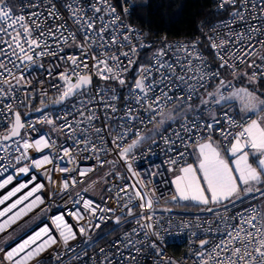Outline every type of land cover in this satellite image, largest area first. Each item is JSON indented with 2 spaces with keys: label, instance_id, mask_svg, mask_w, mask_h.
<instances>
[{
  "label": "snow or ice",
  "instance_id": "obj_1",
  "mask_svg": "<svg viewBox=\"0 0 264 264\" xmlns=\"http://www.w3.org/2000/svg\"><path fill=\"white\" fill-rule=\"evenodd\" d=\"M47 3L51 5L47 9V18L61 19L53 0H47ZM26 6L38 8L40 3H32L28 0ZM227 6L233 9L229 13V18L213 25L218 30L226 29L224 36L227 38L219 36V31L215 34L219 43L213 39V36H208L210 47L220 61L215 70L198 49V41L165 45L152 53L150 63L141 64L136 69L135 82L128 85L124 73L130 71L136 64V60L132 57L138 53V47L132 42L131 35L135 30L120 24L116 7L112 6L109 0H89L87 4L83 3V0H68L64 7L69 12L72 23L76 25L75 32L70 31L63 24L56 25L47 32L41 31L42 12L32 11L25 15V5L22 4L20 13L17 14L7 0H0V100L15 101L12 96L14 86H20L22 82L30 83L24 76L25 66L35 63L38 57L57 56L58 52L62 51V46L69 42L81 50L84 59L76 55L66 57L73 67L71 71L65 69L64 72L58 73L62 85L58 88L59 95L52 101L54 104H62L75 96H82L84 90L91 85L92 77L86 71L89 69L87 62L89 54L94 62L91 67L95 69L96 75L102 80H114L121 87L128 88L123 115L115 117L120 123L108 125L110 134L114 133L111 135V145L118 149L117 154L126 165L127 171L138 178L135 184L131 186L125 184L116 192L118 203L125 201L127 197L120 211L126 210L128 217H131L137 225L130 233L125 232L122 240L114 242L118 249L132 248L139 253L141 248L137 245L145 243L133 239V236L140 235L139 228L143 230L146 240L150 236L156 237L149 246L156 250L157 256L164 260V264H177L161 254L158 242L162 240V219L153 222L154 216L146 214V210L154 208L155 192L149 188V182L141 177V173L134 170L132 161L137 158L134 150L148 139H152L154 146H159L156 139L159 137L163 142L164 151L175 154L169 156L166 161L170 165L169 171H174V166L185 154L179 150V147L186 148L191 136L198 135L200 130H204L208 133L207 138L200 137L193 145L198 158L197 167L194 168L191 164L181 167L180 174L172 180L175 186V194L171 196L173 201L193 202L203 206L202 211L213 213L212 219L204 221L207 224V227L203 228L205 238L200 239L198 231L191 233L199 240L194 253V264H264V208L250 204L252 199L258 198L253 195L254 193L264 197V99L248 87L237 88L231 80L220 78V69H232L233 80L247 77L249 83H256L261 76H264V39H258L259 36L264 35V0H220L219 10H226ZM131 7L134 8L136 5L133 4ZM124 14H129L127 7L124 9ZM237 24L242 25L239 31L234 27ZM34 31H39V36L34 38ZM78 33L83 36L82 42L77 41ZM45 36L55 42V51L44 39ZM137 37L139 38L138 33ZM144 47L150 45L144 44L141 40L139 48ZM97 49L100 50L98 55ZM121 57L127 59V66H123ZM60 59L63 60L65 57ZM246 60H250L248 68L253 69L251 74L237 72L236 62ZM216 79L218 83L215 90L207 91L210 81ZM201 89H204V94H200ZM222 89H230V91L225 94ZM197 98L200 103L194 106L192 101ZM117 99L115 89L111 90L110 96L108 90L98 89L96 96L80 100L79 105L73 103L70 110H66L56 119L45 116L39 122L46 123L52 126L54 131L58 130L61 133L67 129V136L72 140L75 149L61 147L57 157L50 158L44 155L41 159H31L29 150L35 149L40 152L50 147L55 148V141L43 136L34 142L23 139L21 130L26 124L22 122L21 114L18 111L13 112L14 103L4 104V109L12 114V118L8 121L10 127L7 132L0 135V177H2L0 190L12 184L16 176L29 174L32 167L39 169L44 165L53 164L54 159L66 160L67 163L74 164L77 153L94 154L101 167L105 163L114 166L113 161L100 160V154L108 153L109 147L101 135L104 129L96 128L93 123L100 117L88 105L98 102L105 110L111 109L112 113H116V106L108 101ZM232 101H239L240 113L243 114L240 122L230 114L231 110H226L222 114L224 123L230 126L228 128L217 127L221 124V120L214 112L211 113V122L202 119L204 110L211 111L205 106L211 103L223 107ZM85 112L88 114L85 115ZM249 113L254 114L256 118L253 119L248 115ZM3 114L0 112V115ZM70 116L73 119L70 120ZM77 116L79 118H76ZM57 119L62 120L63 123L57 125ZM104 119L108 122L113 117L108 116L106 111ZM147 124H153V128L145 134ZM171 125L176 126L171 127ZM166 127L168 134L163 135ZM213 132H219L224 141L230 144V147L226 148V153L231 157V162L225 158L220 146L213 142L211 135ZM17 137L20 139H16ZM129 138H131L130 143L127 142ZM13 152L17 155L13 156ZM148 152L151 153V147ZM250 158L254 163L250 162ZM5 160L8 163H5ZM29 160L31 164L25 163ZM54 167L62 174L74 172L80 177L95 170L94 167L69 168L61 167L59 164H55ZM9 168H13L14 174H7ZM50 171L45 169V175L51 181ZM157 174L155 171L147 173L151 176ZM115 179L123 180L124 177L120 173H115ZM35 181L36 177L32 176L31 180L20 182L0 196V205L4 206L0 207V234L7 232L9 228L44 204L43 197L38 194L44 189V185ZM77 182L75 176L70 181L62 180L58 184L59 193H67L70 188L76 186ZM30 184L33 185L31 188H29ZM24 189L28 191L24 192ZM19 193L22 194L17 195ZM13 197L16 198L13 200ZM8 201L11 203H7ZM136 201L139 202L138 205ZM74 202L82 206L83 212L94 218L98 212L117 211V209L94 205V202L88 199L80 198ZM237 203L249 204V206L242 211L228 214L227 205L231 204L235 207ZM137 206L141 209L139 216L134 213V208ZM221 206L225 208L223 214L215 211ZM71 214L77 222L87 219L79 207ZM98 219L104 221L106 218L101 215ZM197 220L199 221V217ZM120 222L121 217H115V223ZM52 224L55 225L59 238L50 233L48 226L41 227L8 250L0 247L2 254L0 264H30L48 248L57 244L68 248L70 242L77 239V233L64 221L62 215L53 217ZM93 226L99 228L100 224L92 225L90 221L87 225L81 224L79 235L87 236L89 227ZM182 227L189 229L192 225L183 223ZM195 228L200 229L201 224L196 223ZM209 234L212 235V240L207 238ZM83 242L88 246L94 244L91 240ZM209 245L211 247H208ZM100 252L103 253L104 249L101 248ZM117 255L124 260L136 259L133 255L124 256L119 250ZM55 259H60L59 253L56 254ZM105 260L108 261L109 258L105 257Z\"/></svg>",
  "mask_w": 264,
  "mask_h": 264
},
{
  "label": "built area",
  "instance_id": "obj_2",
  "mask_svg": "<svg viewBox=\"0 0 264 264\" xmlns=\"http://www.w3.org/2000/svg\"><path fill=\"white\" fill-rule=\"evenodd\" d=\"M216 7L218 8L220 0H213ZM28 0H7V3L13 8V10L19 14L21 10V5H25L24 14L27 15L29 12L37 11L42 12L43 17L40 22L42 24L41 31L47 32L50 28H55L56 25H66V27L72 31H76V25L72 23V20L69 18V12L66 10L64 5L68 2V0H53L56 4V10L59 13L61 19H48V11L47 9L51 6L47 3V0H31L32 3H40V7L38 8H29L27 7ZM89 0H83V3L87 4ZM112 6L116 7L117 14L120 16V24L122 26H130L135 30L132 33V42L137 45L138 53L136 56L132 57L136 60V64L133 65L132 69L126 73L124 76L126 78L127 84L132 85L135 82L136 69L139 68L141 64L147 65L150 63V57L152 53H154L157 49L164 47L165 45H177L181 43H190L192 41H200L199 36H181V37H168L165 35L160 36H151L147 34L141 27L135 25L131 19L132 5L131 0H109ZM127 7L129 9V14H124V9ZM219 9V8H218ZM231 6H227L226 10H220L222 12V16L213 20L205 31L204 35L208 38V36H213V39H216L217 43L219 40L216 37V33L219 31V36H224V33L227 31L226 29L218 30L213 27L214 24H219L221 21H225L229 18V13L232 11ZM91 15V13H89ZM99 27V25H97ZM237 31L240 30L242 25L234 26ZM137 33L139 34V38L137 37ZM39 36V31L33 32V37ZM47 40L49 45L52 46V50L55 51V42L50 38L45 36L44 38ZM258 39H264V35L258 37ZM150 45V47L139 48V43L141 42ZM77 41L82 42L83 36L79 33L77 34ZM210 45V42H209ZM198 49L204 54L206 60L209 65L213 66V70L218 67L220 61L216 58L214 51L211 49V56L213 60L208 57V55L202 49L200 43L197 45ZM211 48V47H210ZM115 50V49H113ZM128 50V49H124ZM39 51V49L37 50ZM99 49L96 50V54H99ZM68 55H76L81 59L84 57L81 56V50L73 45L71 42L69 44L62 46V51L58 52L57 56H43L38 57L35 60V63L28 64L24 68V76L27 81L30 83L25 84L21 83L20 86H14L12 96H14L15 101L10 99L0 100V112H3V115H0V135L5 134L10 127L8 121L11 120L12 114L7 113L4 109V104L14 103L13 112H19L22 117V122L26 124V127L21 130L23 139H27L30 142H34L37 139H40L42 136L55 141V148H47L43 149L40 152H37L35 149L29 150V156L31 159H41L44 155H48L50 158L57 157L59 153V149L61 147H69L75 149L73 142L67 136V129H65L64 133L59 132L58 130L53 131L52 126L42 123L45 116L56 119V117L64 114L66 110H70L72 108L73 103H77L79 105V101L82 99H87L89 97L96 96V92L98 89L108 90L109 96L111 95V90L115 89L116 95L118 97L117 100L112 101L109 100V103H112L116 106L117 112L112 113L111 109L105 110L103 105L95 102L88 105L89 108H92L96 111V114L100 117L98 120L94 121V126L96 128H102L104 131L101 135L105 138V141L108 144L109 152L101 153L100 160L102 161H113V164L105 163L102 167L99 162L96 160V157L92 153H77L76 162L74 164L67 163L66 160L61 161L58 159H54L53 164H47L42 166L39 169L34 167L30 168V172L27 175L20 174L16 176L15 180L12 184L8 185L5 189L0 190V196H3L7 191L11 188L17 186L20 182H26L31 180L32 176L36 177L35 183H40L44 185V189L38 193L42 195L44 199V204L39 208L47 207V215L41 219V221L36 224L33 228H31L28 232L21 235L15 241L9 243L7 246L3 248L5 250L13 247L16 242H19L26 236L30 235L33 230H37L41 227L48 226L50 228V233L59 238V233L54 224H52L53 217L57 215H62L64 217V221L73 228V231L77 233V239L70 242L68 248H65L62 244H57L48 248L45 252H43L39 257L30 262V264H164V260L161 259L160 256H157L156 250L152 249L149 244L152 240H155L156 237L150 236L145 238L143 235V230L138 228L140 231L139 236H133V239H138L145 241L142 245H137V247L141 248L139 253H136L132 248H123L118 247L114 244L115 241L122 240V237L125 232H131L132 228L137 227L135 221L128 217L127 211H120L122 204L126 201L127 197H125V201L117 202L116 192L119 187L126 185H133L137 182V177L132 176L131 173L127 171V167L123 161L120 160L116 149L111 145V135L109 131V124H119L120 121L116 120L115 117L123 115V109L125 106V100L128 93L127 87H121L114 80H102L98 75L95 74V69L91 67L94 63L91 59V54L87 57V62L89 64V69H87V73L91 75L92 82L91 85L84 90L82 96L78 95L65 101L58 107H48L38 113H31L27 117H24L26 112H29L39 106H42L46 103H51L56 97L59 95L58 88L62 85V81L58 79V73H62L65 69L69 71L72 70V65L69 61H67L66 57ZM60 57H65V59H60ZM251 59H256V57H251ZM121 61L123 66H127V59L121 57ZM250 60H246L245 62L237 61L235 64V70L244 69L249 74L253 71V69L248 68V63ZM260 63V61H257ZM222 70L232 75V69H220V78L225 79ZM49 71H51V75H49ZM19 75V73H17ZM259 81H264V76H261ZM73 82H75V77H73ZM218 83V79L210 81V86L207 88V91L212 92L215 90V86ZM234 85L235 82H232ZM230 89H222V91L227 94V91ZM204 93V89L200 90V94ZM98 99V98H97ZM199 99V98H197ZM197 99L193 100L196 101ZM23 101V103H20ZM43 101V104H42ZM206 109H210L211 111H203L202 119L208 122H211V113H216L217 117L220 118L221 124L217 125V127H230L225 124L223 121V112L225 109H217L215 105L209 104L205 106ZM203 110V109H202ZM107 111V115L113 117L112 120L106 122L104 119L105 112ZM88 113L85 112V115ZM230 114L238 121H241V116H238L232 112ZM253 119L256 118L254 114L249 113ZM76 118H79L78 116ZM69 119H73L72 116ZM63 121L57 119L56 124L60 125ZM31 125L32 127H29ZM153 124H147L145 132L148 131ZM176 125H171V127H175ZM137 127H142L137 125ZM34 129V130H33ZM233 131H237L238 129H232ZM168 134V128H165L163 135ZM212 139H217L222 146L225 148L229 147V144L224 141L223 137L219 135V132H213ZM208 133L204 130H200L198 135H192L189 145L185 148L183 146L179 147L181 152H184L183 158L179 159L175 166H183L187 162L190 161L192 156L193 145L197 142L198 138L203 137L207 138ZM16 139H20L17 137ZM95 139V137H94ZM159 142V146H154L152 143V139H148L144 145L136 148L134 150V154L136 155V159L132 161V165L134 170L139 171L141 173V177L149 182V188L155 192V196L153 199L156 201L154 204V208L152 210H146L147 215L154 216V221L157 219H162V228H161V237L162 240L158 242L159 248L161 250V254L164 258L170 259L172 261L177 262V264H194L195 256L194 253L198 247L199 240L192 236V231L199 232V238H205V234L203 232V228L207 227V224L204 223L205 219H212L213 213H209L206 211H202V207H188L181 205L178 200L173 201L171 196L174 195V191L172 185L170 183L166 168L170 166L166 161L169 156H174V153H166L164 151L163 142L156 138ZM99 143V141H96ZM127 142H131V138L128 139ZM151 147V153L148 152V149ZM13 156L17 155V153L13 152ZM8 163L7 160L4 161ZM25 163L31 164V160L26 161ZM59 164L61 167H77V168H88L94 167V171L88 173V175L84 177H80L77 173H60L55 170L54 165ZM155 166V167H153ZM45 169L51 170V181H55L56 183H52L48 176L45 175ZM105 171L102 176L106 179L103 183L102 180L99 182L102 183V188L99 193L90 192L89 189L95 185V181H92V177L102 173ZM155 171L158 174L155 176L147 175V173ZM115 173H120L121 176L124 177L123 180H116ZM7 174H14L13 168H9ZM107 174V175H106ZM75 176L77 179V184L74 188H70L67 193L60 194L58 184L62 180H71V178ZM2 179V177H0ZM82 181V182H80ZM89 185H92L89 187ZM33 185L30 184L29 188ZM138 186V185H137ZM87 189V191H85ZM109 189H112L109 191ZM24 192L28 191V189H24ZM52 193H57L56 195H51ZM19 193L17 195H21ZM79 194V196L77 195ZM256 199H252L250 204L260 206L261 202L264 200V197L260 196L259 193L253 194ZM16 197H13L14 200ZM83 198L88 199L94 202V205H99L100 207L113 208L117 209L115 213H97L96 217H91L88 213L83 212L82 206L78 205L74 201ZM7 203H11L8 201ZM138 205V201H136ZM249 204L241 205L237 203L235 207L233 205H227L228 214H233L234 212L242 211L243 208L248 207ZM0 207H4L0 205ZM78 207L81 212L86 216V220L77 222L75 217L71 214L77 211ZM212 207V206H209ZM37 208V209H39ZM36 209V210H37ZM164 209H170V211H163ZM216 212L223 214L225 212V208L223 206L216 208ZM134 213L136 216L141 214V209L137 206L134 208ZM103 215L106 219L104 221H100L99 216ZM121 217V222L119 224L115 223V217ZM111 217V219H109ZM199 217V221L197 220ZM25 218V217H24ZM91 222L92 225L96 223L100 224L99 228L89 227L87 236L79 235V227L81 224L87 225ZM20 222V221H19ZM201 224L200 229H196V223ZM183 223H190L192 225L191 228L185 229L182 227ZM15 225L8 229L10 231ZM159 227V226H158ZM215 227V225H213ZM163 229H168V232H165ZM7 231V232H8ZM6 233V232H5ZM4 234V233H3ZM3 234H0L3 235ZM209 240H212L213 237L211 234L207 236ZM91 240L94 241V244L91 246L86 245L83 241ZM208 247H211L209 245ZM103 248L104 252L101 253L100 249ZM72 249L75 251L73 252ZM118 250L123 252L124 256L133 255L136 257L135 261L133 260H124L121 256L117 255ZM60 254V259H55L56 254ZM2 255V254H0ZM78 257V259H77ZM105 257H108L109 260L106 261Z\"/></svg>",
  "mask_w": 264,
  "mask_h": 264
},
{
  "label": "trees",
  "instance_id": "obj_3",
  "mask_svg": "<svg viewBox=\"0 0 264 264\" xmlns=\"http://www.w3.org/2000/svg\"><path fill=\"white\" fill-rule=\"evenodd\" d=\"M168 0H159L160 4L154 8L155 2L135 4L132 7L130 19L151 36L165 35L168 37L199 36V43L204 52L213 60L208 38L204 35L210 23L221 17L222 12L213 0H184L179 12L165 11ZM224 76L231 74L222 70ZM236 115L237 112H235ZM146 142V141H145ZM143 142L138 147L144 145ZM137 147V148H138ZM188 207H199L188 205Z\"/></svg>",
  "mask_w": 264,
  "mask_h": 264
},
{
  "label": "rangeland",
  "instance_id": "obj_4",
  "mask_svg": "<svg viewBox=\"0 0 264 264\" xmlns=\"http://www.w3.org/2000/svg\"><path fill=\"white\" fill-rule=\"evenodd\" d=\"M131 2L133 4H141V3H147V2H149V0H131ZM152 2H155V4H156L154 6V8L157 7L158 4H160L159 0H152ZM183 3H184V0H168L166 2V7L164 8V10L167 11V12L170 11V12H173V13H177V12H179L180 8L183 6ZM237 72L244 73V72H247V71L244 70V69H239V70H237ZM225 80H231L232 82H235L236 83L235 87H237V88H239V87H248L249 90L255 91L258 95H260L261 99H264V81H259L258 80L256 83H249L247 77H241V78L233 80L232 75L229 78L226 77ZM199 103H200V100L197 99L196 101L193 102V105L195 106V105H197ZM215 108L231 110L230 112H232L234 114H235V112H237L239 115H243L242 113H240L239 101H232V102H230L228 104H225L223 107L215 105ZM152 128H153V126H151V128L148 131H146L145 134H148V132ZM222 153H224L225 154V158L228 159L229 162H231V157H229L227 155V153L224 152V151H222ZM250 162L254 163V160H252L250 158ZM181 167H183V166H179V167L178 166H174L175 170L171 171V172L174 175H178L179 174V169ZM167 170L169 172V168H167ZM104 172L105 171H103L102 173L97 174V175L92 177L91 180L95 181V185H93L89 189L90 192H93V193H99L100 192V190L102 188V183L106 180L102 176V174ZM169 178L171 179V183H172V178H171L170 175H169ZM174 178L175 177H173V179ZM100 180H102V183L99 182ZM173 187L175 189L174 185H173ZM184 206H187V205L184 204ZM209 206H211V205H209ZM260 207L264 208V200L261 202ZM41 209H43V211H41ZM47 211H48L47 207H42V208H39V209L35 210L34 212L30 213L25 218H23L10 231H8V232H6V233H4L3 235L0 236V247L7 246L9 243L15 241L21 235H23L24 233L28 232L31 228H33L36 224H38L41 221L42 218H44L47 215ZM5 241H7V242H5Z\"/></svg>",
  "mask_w": 264,
  "mask_h": 264
},
{
  "label": "crops",
  "instance_id": "obj_5",
  "mask_svg": "<svg viewBox=\"0 0 264 264\" xmlns=\"http://www.w3.org/2000/svg\"><path fill=\"white\" fill-rule=\"evenodd\" d=\"M238 114V113H237ZM238 116H242V115H239L238 114ZM213 140V142H215V143H217L219 146H220V148H221V151H224V152H226V148L224 147V146H222L221 144H220V142L217 140V139H212ZM229 147H230V144H229ZM192 156H191V159H190V161L189 162H187L185 165H183V166H186V165H188V164H191V165H193V167L195 168V167H197V165H198V158H197V153H196V151L194 150V147H193V149H192ZM170 166H168L167 168H169ZM167 168H166V170H167ZM167 174H168V177H169V175L171 176V178H172V180H173V177H175V176H177V175H174L171 171H169L168 172V170H167ZM180 174V173H179ZM178 174V175H179ZM169 180H170V183H171V179L169 178ZM171 185H172V183H171ZM172 188H173V191H174V193H175V189H174V187H173V185H172ZM178 202L181 204V205H184V204H186L187 206L188 205H193V206H196V204L195 203H193V202H184V201H179L178 200Z\"/></svg>",
  "mask_w": 264,
  "mask_h": 264
},
{
  "label": "water",
  "instance_id": "obj_6",
  "mask_svg": "<svg viewBox=\"0 0 264 264\" xmlns=\"http://www.w3.org/2000/svg\"><path fill=\"white\" fill-rule=\"evenodd\" d=\"M63 104V103H62ZM61 104H54L53 102H51V103H46V104H44V105H42V106H39V107H37V108H35V109H33V110H31V111H29V112H26L25 114H24V117H27L29 114H31V113H38V111H37V109H41V111L42 110H44V109H46V108H48V107H58V106H60ZM40 112V111H39Z\"/></svg>",
  "mask_w": 264,
  "mask_h": 264
},
{
  "label": "bare ground",
  "instance_id": "obj_7",
  "mask_svg": "<svg viewBox=\"0 0 264 264\" xmlns=\"http://www.w3.org/2000/svg\"><path fill=\"white\" fill-rule=\"evenodd\" d=\"M41 196H42V195H41ZM38 230H39V229H37V230L34 229L33 232H32L30 235L34 234V232H35V231H38ZM30 235H28V236H30ZM28 236H26L25 239H26ZM23 240H24V238H23L22 240H20L19 242H16L15 245L18 244V243H21ZM15 245H14V246H15Z\"/></svg>",
  "mask_w": 264,
  "mask_h": 264
}]
</instances>
